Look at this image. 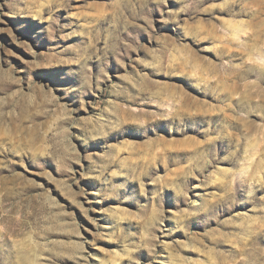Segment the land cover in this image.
<instances>
[{
    "label": "rangeland",
    "instance_id": "1",
    "mask_svg": "<svg viewBox=\"0 0 264 264\" xmlns=\"http://www.w3.org/2000/svg\"><path fill=\"white\" fill-rule=\"evenodd\" d=\"M0 264H264V0H0Z\"/></svg>",
    "mask_w": 264,
    "mask_h": 264
}]
</instances>
